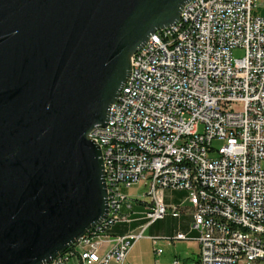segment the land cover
<instances>
[{
    "label": "built area",
    "instance_id": "2783aa9c",
    "mask_svg": "<svg viewBox=\"0 0 264 264\" xmlns=\"http://www.w3.org/2000/svg\"><path fill=\"white\" fill-rule=\"evenodd\" d=\"M260 0H191L179 21L133 55L105 128L90 138L103 154L109 213L46 264H126L146 228L192 214L199 264H264V18ZM245 57L233 59V51ZM201 128L203 129L201 131ZM224 142L217 151L213 141ZM209 152H215L214 158ZM144 186L134 200L125 191ZM166 190L188 194L168 207ZM148 206L137 233L115 237L133 202ZM174 240H187L178 234ZM157 255L162 253L157 250ZM177 264V263H175Z\"/></svg>",
    "mask_w": 264,
    "mask_h": 264
},
{
    "label": "water",
    "instance_id": "95a60500",
    "mask_svg": "<svg viewBox=\"0 0 264 264\" xmlns=\"http://www.w3.org/2000/svg\"><path fill=\"white\" fill-rule=\"evenodd\" d=\"M190 1L0 0V264L50 263L107 217L90 134Z\"/></svg>",
    "mask_w": 264,
    "mask_h": 264
},
{
    "label": "crops",
    "instance_id": "0c3cea01",
    "mask_svg": "<svg viewBox=\"0 0 264 264\" xmlns=\"http://www.w3.org/2000/svg\"><path fill=\"white\" fill-rule=\"evenodd\" d=\"M264 1V0H262ZM263 6H259L255 13L261 16ZM264 11V10H263ZM143 187V186H142ZM140 193V192H139ZM165 204L172 206H183L188 208L186 202L188 194L184 191L166 190L163 193ZM133 199L134 197L131 196ZM134 200H137V196ZM148 206L144 202H133L132 210L125 209V214H130L132 222L128 224H118L111 232L112 236L120 237L132 232L137 233L141 226L146 224L144 220ZM194 223L193 216L186 209H182L179 217H174L170 213L163 219L149 225L143 234V239L147 242L149 253L153 257V264H199L200 245L197 241L198 233L192 230ZM178 234H184L187 240H174ZM138 243V242H137ZM131 249L126 264H141V259L134 254L138 244ZM164 248V251H163ZM157 250L162 253L157 255ZM165 252H168L165 255ZM67 264H82L78 257L71 258Z\"/></svg>",
    "mask_w": 264,
    "mask_h": 264
},
{
    "label": "rangeland",
    "instance_id": "374dc122",
    "mask_svg": "<svg viewBox=\"0 0 264 264\" xmlns=\"http://www.w3.org/2000/svg\"><path fill=\"white\" fill-rule=\"evenodd\" d=\"M263 6V10H264V1L260 0L258 7L259 6ZM262 10L261 16L264 15V11ZM233 59H242L245 57V50L243 49H236L233 51V55H232ZM203 129L201 128V131ZM224 145V142L215 140L212 143V149H214V151H217L221 146ZM216 153L215 152H209V157L210 158H214L216 157ZM146 191L145 187L143 186H134L129 190H126L125 192L129 195V196H133L134 199L136 198V196H138L137 194L140 193H144ZM138 247L136 248V253L134 251V254H136L140 259H141V264H153L154 260L153 257L150 255L149 253V248L147 245V242L145 241V239H141L138 241ZM164 251V248H163ZM168 252H165V255H167Z\"/></svg>",
    "mask_w": 264,
    "mask_h": 264
}]
</instances>
